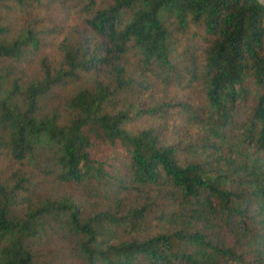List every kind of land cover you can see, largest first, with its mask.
Here are the masks:
<instances>
[{
	"label": "trees",
	"instance_id": "trees-1",
	"mask_svg": "<svg viewBox=\"0 0 264 264\" xmlns=\"http://www.w3.org/2000/svg\"><path fill=\"white\" fill-rule=\"evenodd\" d=\"M0 264H264V6L0 0Z\"/></svg>",
	"mask_w": 264,
	"mask_h": 264
},
{
	"label": "rangeland",
	"instance_id": "rangeland-1",
	"mask_svg": "<svg viewBox=\"0 0 264 264\" xmlns=\"http://www.w3.org/2000/svg\"><path fill=\"white\" fill-rule=\"evenodd\" d=\"M93 152L97 156L110 158V149L108 145L100 144L94 147Z\"/></svg>",
	"mask_w": 264,
	"mask_h": 264
},
{
	"label": "water",
	"instance_id": "water-1",
	"mask_svg": "<svg viewBox=\"0 0 264 264\" xmlns=\"http://www.w3.org/2000/svg\"><path fill=\"white\" fill-rule=\"evenodd\" d=\"M257 1L264 6V0H257Z\"/></svg>",
	"mask_w": 264,
	"mask_h": 264
}]
</instances>
